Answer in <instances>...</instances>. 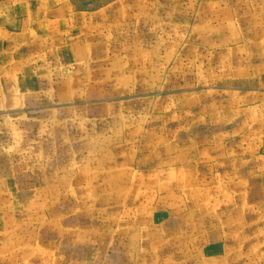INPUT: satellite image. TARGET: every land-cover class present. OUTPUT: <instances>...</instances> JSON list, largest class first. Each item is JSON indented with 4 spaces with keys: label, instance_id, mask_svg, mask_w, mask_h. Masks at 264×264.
Returning a JSON list of instances; mask_svg holds the SVG:
<instances>
[{
    "label": "rangeland",
    "instance_id": "374dc122",
    "mask_svg": "<svg viewBox=\"0 0 264 264\" xmlns=\"http://www.w3.org/2000/svg\"><path fill=\"white\" fill-rule=\"evenodd\" d=\"M0 264H264V0H0Z\"/></svg>",
    "mask_w": 264,
    "mask_h": 264
}]
</instances>
